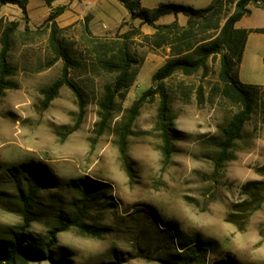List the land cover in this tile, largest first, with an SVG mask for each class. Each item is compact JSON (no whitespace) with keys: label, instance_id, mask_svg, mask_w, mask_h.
Here are the masks:
<instances>
[{"label":"rangeland","instance_id":"rangeland-1","mask_svg":"<svg viewBox=\"0 0 264 264\" xmlns=\"http://www.w3.org/2000/svg\"><path fill=\"white\" fill-rule=\"evenodd\" d=\"M213 1L141 2L152 10L163 3L203 9ZM115 2L113 20L108 22L112 26L128 16ZM96 6L95 1L89 4L91 9ZM55 8L48 17L35 18L34 10L24 14L18 5L0 4V37L8 22H17L21 33L26 28L31 32V37H21L19 32L13 35L9 62L16 73L9 78L11 88L5 91L0 106V240L25 230L31 240L48 242L58 216L72 215L79 203L74 182L88 180L98 182L100 191L84 222L103 230L102 234L85 236L72 227L57 236L53 261L32 260L29 264H58L60 258L67 264H216L228 258L234 264H264V204L249 219L244 211H235L245 200L241 188L264 180V115L260 108L246 124L244 138L235 143L230 159L215 173L218 149L212 141L238 111L218 92L219 58L210 61L207 73H176L164 82L171 98L173 153L169 165H164L158 95L148 97L139 110L127 139L125 164L118 130L128 110L153 87L152 78L170 59V49H151L132 18L119 28L111 27L106 36L99 35L100 26L91 28L90 15L67 26L56 20L58 36L75 60L69 77L86 101L77 127L80 102L67 86L44 108V90L61 77L64 66L49 45L51 23L47 20ZM174 21V15H167L160 23ZM186 21L180 14L178 23L185 25ZM242 25L261 27L264 11L246 17ZM86 28L103 39L140 31L129 40V51L137 60L135 81L125 99L117 100L111 122L100 136L99 103L104 85L113 82L114 75L94 73L91 55L82 42ZM263 57L264 35L253 33L237 67L240 82L264 88ZM38 168L41 173L36 176ZM33 182L37 190L25 216L23 199ZM194 242L205 249L201 250V263H187L180 257L181 245ZM145 255L152 259L140 257Z\"/></svg>","mask_w":264,"mask_h":264},{"label":"trees","instance_id":"trees-1","mask_svg":"<svg viewBox=\"0 0 264 264\" xmlns=\"http://www.w3.org/2000/svg\"><path fill=\"white\" fill-rule=\"evenodd\" d=\"M51 5L56 0H43ZM129 13L132 19L141 20L142 24L149 25L155 30L153 35H146L145 42L151 49H170V59L154 74L153 87L150 88L128 110L126 121L118 130L119 147L123 162H127V139L132 126L139 114V110L148 99L156 95L160 98L158 109V124L162 133L164 165L168 166L173 146L170 137V95L167 91L165 80L176 73L190 76L200 71L207 73L210 61L219 58L220 70L218 90L221 98L232 106L238 107V111L221 127L220 137L213 140V145L218 149L215 158V173L222 170L223 165L230 159V152L235 143L244 138L245 126L252 119L257 107L264 115V88L253 85H245L239 81L237 67L242 63L243 54L249 34L258 33L264 35V28L237 29L236 24L251 11L249 6L264 10V0H214L208 7L194 9L190 6L174 3H163L149 10L142 6V0H117ZM29 0H0V4L18 5L24 14L27 12ZM234 6L233 11L230 7ZM65 12V7H57L47 20L51 23L50 49L56 56V60H63L64 66L61 77L49 88L44 90V108L58 96L60 90L67 86L78 97L80 102V117L77 127L80 125L85 113V98L77 85L70 79V69L75 67L72 50L61 42L58 33L59 27L56 19ZM183 14L187 21L180 25L174 21L167 25H158L157 21L167 15L178 16ZM19 32L17 22H8L0 37V106L5 91L11 88L9 78L16 73V68L10 64L9 55L13 46L14 34ZM21 37H31L30 31L19 32ZM140 35L139 30H132L123 34L119 39H103L93 36L91 30L86 28L82 42L91 55L92 68L97 74H112L114 80L103 87V97L99 103L100 123L98 124V136L107 129L115 112L117 100H124L132 87L137 64L136 58L129 51V40L134 35ZM264 63V58H263ZM94 147V146H93ZM36 169V176L41 172ZM264 177V168L261 170ZM94 184V185H93ZM36 182L28 185V195L23 199L24 215L29 212V207L37 190ZM98 182L80 180L74 182L78 190L79 203L72 215H59L57 225L48 234V242L41 243L31 240L25 235V230L11 232L9 240H0V264H29L30 261L48 259L53 261V248L57 236L74 227L80 234L98 237L103 230L87 225L84 221L93 207V198L100 188ZM241 195L245 196L241 208L235 211H244L246 218H250L261 209L264 204V180L253 181L241 188ZM198 242V241H197ZM199 243V242H198ZM181 245L183 250L180 257L187 263H201L203 258L201 249L197 245ZM193 247L189 248V246ZM144 259H152L151 256H140ZM58 264H67L64 258L57 260ZM216 264H234L231 258Z\"/></svg>","mask_w":264,"mask_h":264},{"label":"crops","instance_id":"crops-1","mask_svg":"<svg viewBox=\"0 0 264 264\" xmlns=\"http://www.w3.org/2000/svg\"><path fill=\"white\" fill-rule=\"evenodd\" d=\"M94 1L97 2V6L93 9L89 8L90 2H92V4H93ZM109 1H111V0H56L55 2H53L51 4V6H48V4L45 1L35 0V2H32V0H30L28 5H27V11L30 14V11L34 10L33 11V17H35V18L39 17L42 14H44V17H48L50 14L49 11H51L53 8L59 7V6L65 7V12L56 19L58 22H63L62 23L63 26H67V25L73 24L77 21H81L84 19L85 16L90 15V17H91V21H90L91 28H94L95 26H100L102 29L101 30L102 32H99V35L106 36L107 30H109L111 27H113L115 29L119 28L121 26L122 22H125L126 20H129L131 18L129 13H128V16L123 18L121 21H118V22L116 21L113 26L108 24V22L113 20L114 8L116 6L115 0L114 1L112 0V2H109ZM118 3H120V2L118 1ZM120 5H122V4L120 3ZM249 9L251 11V13L248 15L249 17H252L255 15V13H258V10H262V9L256 8L253 5L249 6ZM248 16H246V17H248ZM246 17L241 19V21H239L236 24L237 29H246V30L253 29L254 30V29L264 28V25H262L261 27H257V26H253V25H242V23ZM162 18H160L156 24L167 25V24H161L160 23V20ZM178 19H179V15L177 17L175 16V21L176 20L178 21ZM133 20L136 21V22H134V23H136L135 25H138V27L141 28L142 32L145 35H153L155 33V30L152 27H150L149 25L142 24L141 20H138V19H133ZM180 25H183V24H180ZM252 34L253 33L249 34V36H251ZM249 36L247 39L243 58H244V56L246 54V50L248 48Z\"/></svg>","mask_w":264,"mask_h":264}]
</instances>
